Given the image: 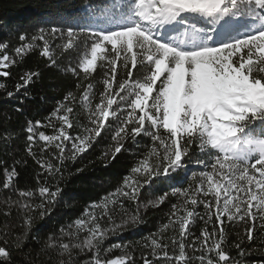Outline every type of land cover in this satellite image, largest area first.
Wrapping results in <instances>:
<instances>
[{
	"label": "snow or ice",
	"instance_id": "1",
	"mask_svg": "<svg viewBox=\"0 0 264 264\" xmlns=\"http://www.w3.org/2000/svg\"><path fill=\"white\" fill-rule=\"evenodd\" d=\"M103 15L107 23L121 21V26L110 30L41 27L31 37L19 36L21 43L14 49L17 56L32 47L31 41L40 40L43 41L40 54L51 64L56 61L50 55L49 40L58 37L62 43L57 47L72 49L84 37L79 69L86 78L97 70L98 62L104 70V88L89 116L91 126L79 125L82 132L75 136L71 132L77 127L71 106L76 96L71 91L46 117L47 124L43 126L52 128V135L39 131L41 121H27L26 150L42 171L37 173L38 192L19 191L20 197L30 201L38 195L40 203L35 208L44 209L41 212L44 215L45 206L53 205L61 192L58 184L53 190L44 173L52 180L62 176L64 162H74L79 154L86 152L106 126L111 128V117L117 122L112 137L115 145L109 153L112 160L124 148L125 137L135 139L143 134L151 138L152 144L131 167L121 186L104 198V205L111 202L123 209L121 200L136 201L145 185L158 178L171 179L185 169V161L195 145L205 157L196 160L202 170L191 173L194 183L172 188V196L184 199L182 204L172 205L169 224L163 225L164 229L178 225V234L170 238L169 244L152 233L144 238L151 244L144 246L150 247L151 255L164 264H190L192 256L186 248L201 252L197 257L199 264H247L240 259L250 254L249 249L242 247L244 240L255 243L264 234V0H119L108 6ZM189 16L202 18V26L198 28L190 23ZM244 17L250 18V22L243 21ZM176 26L183 28L184 38L179 41L166 31ZM233 30L246 34L221 39ZM7 48V44L0 43V78L9 77V68L17 62ZM118 68L126 71V78L117 79ZM70 70L79 75L75 67ZM133 70L138 73L135 78ZM36 75L29 72L21 76L22 83L16 85L15 92L26 88ZM76 87L81 85L77 83ZM4 88L0 83V89ZM92 89V83L83 89L80 97L83 102L91 104ZM6 95L11 98L15 93L6 91ZM254 124L259 133L252 127ZM161 129L167 135H162ZM37 138L44 142L39 157L33 150ZM2 139L7 141L10 137L5 135ZM50 147L56 152L46 158ZM4 171L7 177L2 186L9 189L18 173L15 168ZM168 195H161L157 203H162ZM199 205H203V214L195 211ZM21 207L27 212L33 205L26 202ZM181 211L182 215L178 216ZM87 215V221L77 219L75 223L81 227L86 222L89 224L85 246L96 249L90 264H137L131 252L115 259H101L100 243L109 230L115 232L122 225L115 224L110 213H103L113 227L102 228L101 217ZM197 217L204 227L186 244ZM225 217L228 222L244 224L243 239L231 245L238 250L235 257L224 246ZM131 222H138L137 215L131 217ZM209 224L213 225L211 230ZM259 244L264 254V239ZM60 247L67 251L70 246L63 243ZM113 247L127 249L131 244ZM111 251V248L105 250ZM11 257V250L0 246V264H11ZM141 259L143 264H153L148 257Z\"/></svg>",
	"mask_w": 264,
	"mask_h": 264
},
{
	"label": "trees",
	"instance_id": "2",
	"mask_svg": "<svg viewBox=\"0 0 264 264\" xmlns=\"http://www.w3.org/2000/svg\"><path fill=\"white\" fill-rule=\"evenodd\" d=\"M118 2L119 0H0V43L8 45V54L17 61L9 68L11 75L0 78V83L5 85L4 89H0V246H7L11 250V264H90L96 249L85 246V240L89 236V224L86 222L81 227L75 223L77 219L87 221L88 213L101 217L99 223L102 228L113 227L107 216L102 215L103 213H110L115 224L122 225L115 232L109 230L100 243L101 259H115L124 255L125 252H131L137 264H143L142 256L153 260V264H164L163 260L151 255L150 247L144 246L145 243L151 244L144 238L157 233L158 239L162 238V242L170 244V238L178 234V225L163 228V225L169 224L172 205H180L184 199L172 196L171 190L174 187H187L189 183H194L191 180V173L202 170V166L197 164L196 160L205 157L201 156L194 145L185 161V169L174 174L171 179L158 178L151 185H145L140 190L136 201L121 200L123 209L111 202L105 206L104 198L121 186L123 178L130 174L131 167L146 154L152 144L151 138L143 134L135 139L125 137L122 141L124 148L116 159L112 160L109 153L115 145L112 137L115 134L117 122L111 117L109 118L111 128L106 126L86 152L79 154L74 162L71 160L64 162L62 176L58 175L55 180H52L47 173H44V178L48 180L53 190L57 184L61 189L53 205L45 206L47 212L44 215H41L44 209L35 208V205L40 203L38 195L32 197L30 201L24 200L19 195V191L38 192L37 173L42 171L36 160L29 156L26 150L24 129L27 121H41L39 131L52 135L53 129L43 126L47 124L46 117L71 91L76 96V101L71 105L74 120L77 123V127L71 130L72 135L75 136L83 131L79 125L91 126L89 116L95 109V105L99 103L100 92L104 88V70L99 67V62L97 70L87 78L78 67L84 54L82 43L84 37H81V42L72 49L57 47L62 43L58 37L49 40L50 55L56 61L55 64H51L48 58L40 54L43 46V41L40 40L31 41L32 47L17 56L14 49L21 43L19 36L26 34L31 37L33 34H38V29L41 27L48 29L55 26L65 30L68 27L76 29L92 27L101 30L119 27L121 21L107 23L103 15L108 6ZM188 20L198 28L202 26V18L189 16ZM242 20L250 22L248 17ZM166 31L177 41L184 38L183 28L180 26ZM242 34L246 33L233 30L225 33L221 39L235 38ZM72 67L77 69L79 75L70 70ZM133 71L135 78L138 73ZM29 72H35L37 75L26 88L15 92L16 85L22 83L20 77ZM122 77L126 78V71L118 68L117 79ZM77 83L81 85L80 88L76 87ZM88 83L93 84V89L89 93L91 104L80 99ZM6 91H13L15 95L10 98L6 95ZM113 108H116V105H113ZM53 122L58 123L55 120ZM252 127L258 133L260 132L257 124ZM160 131L162 135H167L165 130ZM5 135L10 139L3 140L2 137ZM42 145L44 142L37 138L33 148L37 157L41 154ZM55 152L56 149L50 147L46 158H50ZM53 162L59 163V161ZM5 168L9 170L15 168L18 173L9 189L2 186V182L7 177ZM164 193L169 195L162 203H157ZM208 198L211 199V197ZM26 202L33 205L31 211L26 212L21 207ZM93 204L95 206L90 207ZM195 211L203 214V205H199ZM6 212L8 215H5ZM133 215L138 217L136 224L131 222ZM179 215H182V211L178 213ZM125 221L127 223H124ZM214 221L215 217H213ZM225 221L226 243L224 246L235 257L238 250L231 245L238 239H243L244 224L228 222L226 217ZM212 226V224L208 225L209 230ZM203 227L204 222L197 217L192 226V235L189 236L186 244L199 235ZM261 239H264V234L257 237L255 243L244 240L242 247L249 249L250 254L240 259L246 260L247 264H259L264 261V254L259 250ZM5 241H7L6 245ZM63 243L69 244V250L65 251L60 247ZM76 244L80 247H73ZM93 244L95 245L96 241H93ZM126 244H131V247L127 249L113 247ZM17 245L20 246L17 247ZM109 248L112 251L105 252ZM186 251L192 256L190 264H199L197 257L201 255V252H193L191 248H186Z\"/></svg>",
	"mask_w": 264,
	"mask_h": 264
},
{
	"label": "rangeland",
	"instance_id": "3",
	"mask_svg": "<svg viewBox=\"0 0 264 264\" xmlns=\"http://www.w3.org/2000/svg\"><path fill=\"white\" fill-rule=\"evenodd\" d=\"M173 28H167L166 30H172Z\"/></svg>",
	"mask_w": 264,
	"mask_h": 264
}]
</instances>
